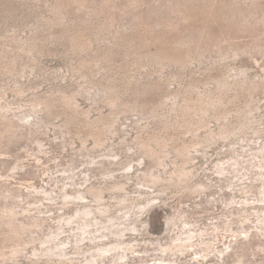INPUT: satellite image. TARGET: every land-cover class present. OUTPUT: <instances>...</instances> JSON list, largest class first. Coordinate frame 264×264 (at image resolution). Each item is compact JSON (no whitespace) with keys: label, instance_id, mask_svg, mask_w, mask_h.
<instances>
[{"label":"rangeland","instance_id":"374dc122","mask_svg":"<svg viewBox=\"0 0 264 264\" xmlns=\"http://www.w3.org/2000/svg\"><path fill=\"white\" fill-rule=\"evenodd\" d=\"M0 264H264V0H0Z\"/></svg>","mask_w":264,"mask_h":264},{"label":"bare ground","instance_id":"6f19581e","mask_svg":"<svg viewBox=\"0 0 264 264\" xmlns=\"http://www.w3.org/2000/svg\"><path fill=\"white\" fill-rule=\"evenodd\" d=\"M92 209V208H91ZM87 213H92L93 211L92 210H90V209H88V210H85ZM88 215V214H87ZM83 224V223H82ZM87 224V223H86ZM91 224V223H90ZM90 224L88 223L86 226L88 227V226H90ZM97 224H98V222H97ZM93 225V224H92ZM94 225H95V223H94ZM101 229H99V231H100ZM118 230H120V229H118ZM91 231V229H88V230H86L85 229V232H89V233H91L90 232ZM112 232L113 233H120V231H115V230H112ZM106 235V234H105ZM98 238V237H97ZM106 243V242H105ZM113 243V242H112ZM120 245V241L119 240H117L115 243H113V245H111V246H107V247H105V246H101V245H97V252H92L91 253V255H87L86 256V259L88 258V262L89 263H93V262H95V261H97L98 260V258L99 257H102V256H104L105 255V253H107V252H110L111 250H113V249H116L118 246ZM111 253V252H110ZM113 253V252H112ZM120 254V253H119ZM115 255V254H114ZM117 257H119V256H117ZM120 258V257H119Z\"/></svg>","mask_w":264,"mask_h":264}]
</instances>
